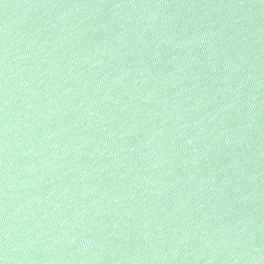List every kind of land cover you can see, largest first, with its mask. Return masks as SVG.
<instances>
[{
	"label": "water",
	"instance_id": "1",
	"mask_svg": "<svg viewBox=\"0 0 264 264\" xmlns=\"http://www.w3.org/2000/svg\"><path fill=\"white\" fill-rule=\"evenodd\" d=\"M0 264H264V0H0Z\"/></svg>",
	"mask_w": 264,
	"mask_h": 264
}]
</instances>
